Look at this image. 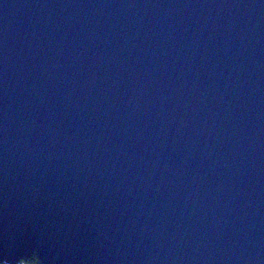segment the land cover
Instances as JSON below:
<instances>
[{"label": "water", "instance_id": "1", "mask_svg": "<svg viewBox=\"0 0 264 264\" xmlns=\"http://www.w3.org/2000/svg\"><path fill=\"white\" fill-rule=\"evenodd\" d=\"M264 264V0H0V264Z\"/></svg>", "mask_w": 264, "mask_h": 264}, {"label": "trees", "instance_id": "2", "mask_svg": "<svg viewBox=\"0 0 264 264\" xmlns=\"http://www.w3.org/2000/svg\"><path fill=\"white\" fill-rule=\"evenodd\" d=\"M17 264H41L39 259L34 255H28L27 257H23L17 261Z\"/></svg>", "mask_w": 264, "mask_h": 264}]
</instances>
